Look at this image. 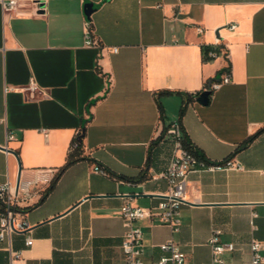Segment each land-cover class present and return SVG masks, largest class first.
Segmentation results:
<instances>
[{
	"label": "crops",
	"instance_id": "obj_1",
	"mask_svg": "<svg viewBox=\"0 0 264 264\" xmlns=\"http://www.w3.org/2000/svg\"><path fill=\"white\" fill-rule=\"evenodd\" d=\"M43 1L39 13L19 16L0 4V181L15 183L19 163L23 177L59 170L84 126L82 158L25 207L30 228L0 242V264L9 245L21 252L13 264L122 262L121 207L155 205L166 192L175 120L204 157L233 165L189 173L178 231L152 217L137 222L145 264L170 239L187 264H213L214 226L236 245L225 264L248 262L250 241L264 242V131L238 147L264 127V0ZM87 20L99 45L86 44ZM218 38L228 57L205 60L202 46ZM229 70L231 81L200 102L196 92ZM31 77L44 93L6 91Z\"/></svg>",
	"mask_w": 264,
	"mask_h": 264
},
{
	"label": "built area",
	"instance_id": "obj_2",
	"mask_svg": "<svg viewBox=\"0 0 264 264\" xmlns=\"http://www.w3.org/2000/svg\"><path fill=\"white\" fill-rule=\"evenodd\" d=\"M0 4L4 13L10 16L35 14L45 9L43 0H0ZM235 26V24H232L231 28ZM85 28L86 44L99 45L90 20L86 21ZM198 30L203 31L204 28L198 27ZM213 45L218 46L219 49L211 50L209 52L211 56L225 54L228 57V47L222 44L219 38ZM113 49L117 50V47L114 46ZM230 81L231 71L229 70L221 78L213 80L210 83V89L213 91ZM5 89L6 91L14 89L30 97L44 93V89L35 77H31L25 85L6 86ZM168 133L175 142L172 158L162 172V176L167 179L168 188L155 205H135L132 202H125L122 205L121 214L126 226L122 241L124 260L116 264H145L144 230L137 223L138 221L152 217L158 222L170 225L172 231L180 229L182 224V206L191 203L188 197V176L191 171L195 169H218L233 165L230 159L217 162L194 153L184 143L182 125L178 120L170 124ZM14 137L13 133L8 134V139H13ZM76 147L77 141L73 140L70 152L74 151ZM239 167L242 166L239 165ZM94 169L97 172L107 173L98 164L94 166ZM58 172L59 170L56 167H40L35 170L32 177H23L20 174L18 183L17 181L12 183L9 179L0 181V242L7 238L11 232L26 231L30 228V224L24 216L25 207L31 203L35 196H43L45 194L46 189L53 182ZM221 234V228L212 227L208 243L212 249L213 264H225L224 254L236 247L234 242L223 241ZM32 244L33 237L29 235L26 238V245ZM159 247L162 253L156 264H187V253L173 239L161 243ZM250 248L252 251L251 259L244 264H264V255L262 254L264 242L254 238L250 241ZM8 250L10 252V260L4 264H13L14 259L21 252L13 250L11 245L8 246Z\"/></svg>",
	"mask_w": 264,
	"mask_h": 264
},
{
	"label": "trees",
	"instance_id": "obj_3",
	"mask_svg": "<svg viewBox=\"0 0 264 264\" xmlns=\"http://www.w3.org/2000/svg\"><path fill=\"white\" fill-rule=\"evenodd\" d=\"M218 49H219L218 46H214L213 44H204L202 46L203 58L205 60L215 58L216 56H211L209 54V52L211 50H218ZM214 80H216V79H214ZM201 92L202 91H197L196 94H200ZM184 112H185V107L182 106V108L180 109V117L183 116ZM263 131H264V127L262 129H260L259 131H257L255 134L251 135L240 147H238V149H241V148L247 146L250 141H252L254 138H256ZM84 133H85V127L83 126L82 129L79 130L78 134L74 138V140L77 141L76 149L74 151H71V153L68 156L66 163L59 169L58 174L56 175V177L54 178V180L50 184V186L46 189L45 194L53 187V185L55 184V182L57 181V179L59 178L61 173L66 168H68L70 165H72L73 163L78 161L80 158H82L81 152H82V148H83L82 140L84 137ZM79 138H81V140ZM183 139H184V143L187 147H189L197 155L203 157V154L201 153V151L190 141L188 135L186 134V132L184 130H183Z\"/></svg>",
	"mask_w": 264,
	"mask_h": 264
},
{
	"label": "water",
	"instance_id": "obj_4",
	"mask_svg": "<svg viewBox=\"0 0 264 264\" xmlns=\"http://www.w3.org/2000/svg\"><path fill=\"white\" fill-rule=\"evenodd\" d=\"M93 9H94V5H93L92 2H89V3L86 4V9H85V11H86L87 15H90V14L92 13ZM211 82H212V81L209 82V86H208V88L205 89V90H203V91L200 93V95L197 97V99H198L200 102H202V103H207V102L209 101V99H210V95H211V93H212V90L210 89V83H211ZM79 139L81 140V138H79ZM3 148H7V147H3ZM21 170H22V166H21V164L19 163V174H18V178H17V183H18L19 178H20Z\"/></svg>",
	"mask_w": 264,
	"mask_h": 264
}]
</instances>
